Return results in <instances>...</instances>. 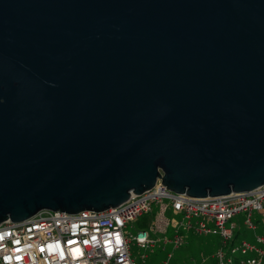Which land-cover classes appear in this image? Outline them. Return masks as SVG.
I'll return each mask as SVG.
<instances>
[{
  "label": "water",
  "instance_id": "water-1",
  "mask_svg": "<svg viewBox=\"0 0 264 264\" xmlns=\"http://www.w3.org/2000/svg\"><path fill=\"white\" fill-rule=\"evenodd\" d=\"M158 180L264 184V0H0V224Z\"/></svg>",
  "mask_w": 264,
  "mask_h": 264
},
{
  "label": "built area",
  "instance_id": "built-area-1",
  "mask_svg": "<svg viewBox=\"0 0 264 264\" xmlns=\"http://www.w3.org/2000/svg\"><path fill=\"white\" fill-rule=\"evenodd\" d=\"M168 210L179 218H165ZM151 213L156 219L132 233L135 223ZM240 214L244 225L255 231V241L243 239L237 244L240 225L235 218ZM168 225L173 237L156 238L157 232L166 233ZM186 232L221 237L217 264H264V184L200 198L174 192L158 180L153 188L132 193L123 204L102 212L42 210L24 221L8 219L0 224V264H140L132 255L134 244L150 249L164 241V249L167 244L176 249L185 242ZM142 258L146 262L147 255ZM173 258L168 251L164 264H173ZM206 260L203 256L201 263L193 264Z\"/></svg>",
  "mask_w": 264,
  "mask_h": 264
},
{
  "label": "rangeland",
  "instance_id": "rangeland-1",
  "mask_svg": "<svg viewBox=\"0 0 264 264\" xmlns=\"http://www.w3.org/2000/svg\"><path fill=\"white\" fill-rule=\"evenodd\" d=\"M156 214L151 213L148 215L149 219H156ZM165 218L169 220L179 218V216L174 215L172 210H168L164 214ZM255 218L260 219V215L255 212ZM244 214L238 215L235 220L238 222L240 227L237 230V244H240L243 239L249 241H255V231L248 229L244 223ZM141 227L136 222L134 227L131 228L132 233H136ZM167 236L168 238L173 237V229L170 225L167 227L166 233L157 232L156 238H163ZM222 244V239L217 234H198L194 232L185 233V242L181 247L174 249L171 244L165 245L164 241L157 242L153 248L144 249L136 244L132 246V255L138 260L140 264H164V260L167 257V252L172 251L174 253V258L172 263L179 264H193L194 262L201 263V258L206 256L207 260L203 264H217V259L215 254ZM147 255L146 262H143L142 255Z\"/></svg>",
  "mask_w": 264,
  "mask_h": 264
},
{
  "label": "trees",
  "instance_id": "trees-1",
  "mask_svg": "<svg viewBox=\"0 0 264 264\" xmlns=\"http://www.w3.org/2000/svg\"><path fill=\"white\" fill-rule=\"evenodd\" d=\"M149 220L148 215L146 217H143L142 219L138 220L137 223L140 227H146L147 221ZM259 231H262V227L259 228ZM175 264H179L178 262Z\"/></svg>",
  "mask_w": 264,
  "mask_h": 264
}]
</instances>
